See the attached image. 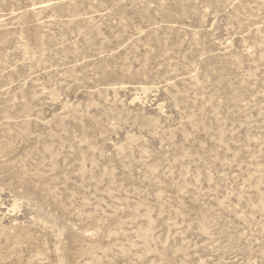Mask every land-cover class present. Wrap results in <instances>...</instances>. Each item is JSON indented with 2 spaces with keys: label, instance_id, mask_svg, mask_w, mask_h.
Instances as JSON below:
<instances>
[{
  "label": "rangeland",
  "instance_id": "obj_1",
  "mask_svg": "<svg viewBox=\"0 0 264 264\" xmlns=\"http://www.w3.org/2000/svg\"><path fill=\"white\" fill-rule=\"evenodd\" d=\"M0 264H264V0H0Z\"/></svg>",
  "mask_w": 264,
  "mask_h": 264
}]
</instances>
